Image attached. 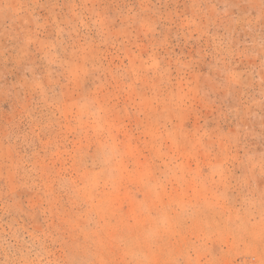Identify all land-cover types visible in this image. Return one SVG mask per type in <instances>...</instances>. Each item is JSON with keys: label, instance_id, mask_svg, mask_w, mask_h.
Masks as SVG:
<instances>
[{"label": "rangeland", "instance_id": "374dc122", "mask_svg": "<svg viewBox=\"0 0 264 264\" xmlns=\"http://www.w3.org/2000/svg\"><path fill=\"white\" fill-rule=\"evenodd\" d=\"M0 264H264V0H0Z\"/></svg>", "mask_w": 264, "mask_h": 264}]
</instances>
